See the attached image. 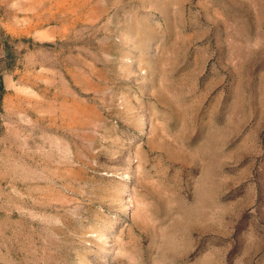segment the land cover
I'll use <instances>...</instances> for the list:
<instances>
[{
  "label": "rangeland",
  "instance_id": "rangeland-1",
  "mask_svg": "<svg viewBox=\"0 0 264 264\" xmlns=\"http://www.w3.org/2000/svg\"><path fill=\"white\" fill-rule=\"evenodd\" d=\"M0 264H264V0H0Z\"/></svg>",
  "mask_w": 264,
  "mask_h": 264
}]
</instances>
